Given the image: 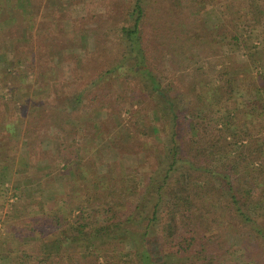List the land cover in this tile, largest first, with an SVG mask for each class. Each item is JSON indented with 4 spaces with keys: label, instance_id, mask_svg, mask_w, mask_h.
<instances>
[{
    "label": "rangeland",
    "instance_id": "obj_1",
    "mask_svg": "<svg viewBox=\"0 0 264 264\" xmlns=\"http://www.w3.org/2000/svg\"><path fill=\"white\" fill-rule=\"evenodd\" d=\"M134 1L0 0V105L1 97L5 101L0 111V264L94 262L92 256L86 259L83 253L52 246L70 233L69 212L86 201L87 183L104 177L108 187L112 177L121 185L125 176L133 183L150 171L163 153L160 147L168 148L166 114L157 93L139 75L115 70L120 28ZM142 32L152 72L168 77L162 76L159 98L176 107L183 92L189 102V90L198 94L218 84L221 60L237 72L236 83L241 79L248 89L264 77V0H146ZM170 34L179 41L163 39ZM194 44L201 47L200 59ZM180 46L186 47V56L179 49L170 62L166 52ZM165 53L164 60H152L153 54L160 58ZM70 93L81 97L82 110L68 113V130L78 141L66 143L71 165L64 168L54 157L58 125L29 131L28 124L32 118L41 124L39 113L49 115ZM229 93L230 86L224 96ZM252 131L249 147L264 138V131ZM129 169L135 173L128 175ZM119 208L125 210L126 204ZM56 215L70 222L58 228ZM259 222L264 229V220ZM236 231L239 228L208 231L204 242L209 255L217 258L207 264H264V240L244 239ZM109 240L103 249L110 254L130 250L135 264L141 243L132 247L128 241ZM153 247L158 248L153 257L162 262L168 247L162 242ZM51 250L58 257L42 262Z\"/></svg>",
    "mask_w": 264,
    "mask_h": 264
},
{
    "label": "trees",
    "instance_id": "obj_2",
    "mask_svg": "<svg viewBox=\"0 0 264 264\" xmlns=\"http://www.w3.org/2000/svg\"><path fill=\"white\" fill-rule=\"evenodd\" d=\"M145 7L146 0H135L129 9V19L121 25V48L115 70L121 68L128 74L139 75L157 93V100L166 114L168 148L160 147L163 153L153 162L150 171L133 183H127L128 176L122 179L121 185L114 178H108V187L104 177L91 179L85 189L86 201L69 212L68 218L72 222L67 230L70 233L58 237L52 246L56 251L64 247L68 252L83 253L86 259L92 256L94 262L87 260L84 264H131L132 251L120 249L110 254L107 248L103 249L110 245L109 239L115 238L128 241L132 247L135 243L142 244L136 253L135 264H171L174 259L173 264H207L217 258L209 255L204 242L208 231L239 228L240 232L236 233L244 239L250 236L264 240V229L259 222V219L264 220V138L254 147L247 144L253 128L264 131V77L254 81V86L250 85L248 89V84L241 79L236 83L237 72L226 64V60H221L217 85L198 94L189 90L188 94L193 96L189 102L183 100L186 93L183 92L177 107L169 100L162 101L159 98L163 95L161 79L168 77L161 71L152 72L154 63L143 42ZM167 38L179 41L180 37L172 34L163 37ZM233 39L238 41L239 37L234 35ZM179 49L186 56V47L180 46L173 52L168 50L170 62ZM166 53L160 58L153 54L152 60H164ZM195 54L201 58V47H197ZM105 71L111 73L109 68ZM198 75L199 71L193 75L194 84L199 81ZM172 83L174 80L168 83L170 90L174 88ZM229 86L231 93L225 97L224 92ZM73 95L70 93L67 101L55 105L49 115L39 113L41 124L33 118L28 124L29 131L41 125H58L53 134L58 152L54 157L64 163V168L71 165L68 162L71 157L65 151L66 143L78 141L68 130L71 129L68 113L82 110L81 97ZM2 103L0 111L3 110ZM193 103H198L199 109H194ZM10 123L14 124V121ZM134 173L129 169L128 175ZM123 196L128 198L122 202ZM122 203L126 204L125 210L119 208ZM74 211H79L77 216L73 215ZM54 218L58 228L65 225V220L70 222L58 215ZM155 242H162L169 249L160 263L153 257V251L157 253L158 249L153 247ZM53 250L42 262L58 257Z\"/></svg>",
    "mask_w": 264,
    "mask_h": 264
}]
</instances>
